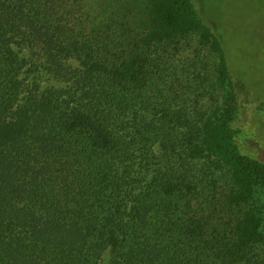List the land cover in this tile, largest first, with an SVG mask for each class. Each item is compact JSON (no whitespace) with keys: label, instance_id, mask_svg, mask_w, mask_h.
Wrapping results in <instances>:
<instances>
[{"label":"trees","instance_id":"16d2710c","mask_svg":"<svg viewBox=\"0 0 264 264\" xmlns=\"http://www.w3.org/2000/svg\"><path fill=\"white\" fill-rule=\"evenodd\" d=\"M133 16L130 31L85 0H0V264H264V160L238 142L227 46L195 0ZM191 33L226 100L178 138L151 48ZM204 167L229 176L219 207L197 197Z\"/></svg>","mask_w":264,"mask_h":264},{"label":"rangeland","instance_id":"374dc122","mask_svg":"<svg viewBox=\"0 0 264 264\" xmlns=\"http://www.w3.org/2000/svg\"><path fill=\"white\" fill-rule=\"evenodd\" d=\"M85 1L101 22L111 19L119 22L125 18L130 31L134 21L138 22V17L133 14L140 0ZM195 3L205 22L221 35L234 74L243 82L235 88L239 115L234 126L241 130L238 138L241 149L264 160V118L258 115L257 121L253 119L256 106L264 107V0H195ZM198 38L197 33H191L151 48V56L160 57L159 65L152 61L153 66L149 67L154 68L151 74L155 75L154 71H157L156 77L163 87L159 107L167 114L169 124L174 125L173 135L178 134V138L182 132L190 130V122L198 120L200 113L210 111L226 100L224 89L215 79L217 54L201 45ZM176 110L177 114H170ZM183 148L178 147L179 150ZM190 148L191 143L187 142L186 150ZM201 162L204 166L210 164L204 158H198L192 164L198 167ZM202 171L197 197L199 200L208 198L219 207V200H223L231 186L229 176L214 167H204ZM262 202L264 192L257 194L253 204L258 206ZM258 248L264 253V245Z\"/></svg>","mask_w":264,"mask_h":264}]
</instances>
